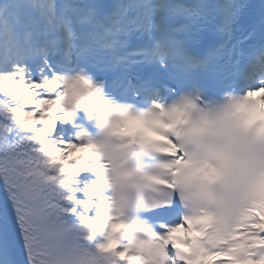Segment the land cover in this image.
Listing matches in <instances>:
<instances>
[{"label": "snow or ice", "instance_id": "snow-or-ice-1", "mask_svg": "<svg viewBox=\"0 0 264 264\" xmlns=\"http://www.w3.org/2000/svg\"><path fill=\"white\" fill-rule=\"evenodd\" d=\"M0 264H264V0H0Z\"/></svg>", "mask_w": 264, "mask_h": 264}]
</instances>
